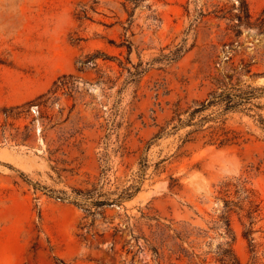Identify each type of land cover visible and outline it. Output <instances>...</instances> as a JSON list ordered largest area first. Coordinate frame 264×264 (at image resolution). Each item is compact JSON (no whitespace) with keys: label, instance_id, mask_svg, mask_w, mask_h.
<instances>
[{"label":"rangeland","instance_id":"374dc122","mask_svg":"<svg viewBox=\"0 0 264 264\" xmlns=\"http://www.w3.org/2000/svg\"><path fill=\"white\" fill-rule=\"evenodd\" d=\"M242 1L254 23L264 0H0V264H214L228 247L264 264V34L239 26ZM248 85L251 111L201 113L240 145L172 129Z\"/></svg>","mask_w":264,"mask_h":264},{"label":"trees","instance_id":"16d2710c","mask_svg":"<svg viewBox=\"0 0 264 264\" xmlns=\"http://www.w3.org/2000/svg\"><path fill=\"white\" fill-rule=\"evenodd\" d=\"M239 16L237 17V21L240 25L245 27H253L259 33L264 34V9L261 11L259 16L256 18L254 23H251V17L248 12L247 4L245 1L240 2L239 6ZM240 33V32H239ZM264 60V56H263ZM240 71L245 74L251 73V64L245 63L243 60L241 61ZM252 76H257L256 74H252ZM261 91L262 89L252 88L249 85L246 88H242L239 86V89H227L223 88L219 92L212 91L208 94V98L204 101L198 103L196 107H194L189 113V118L186 122H183L179 118V114L176 113L174 117L170 120L173 122L177 121V124L173 125L172 129L177 130L181 126H192L195 129L187 133L186 139L183 143L189 142L192 139H189L192 134L203 133V138H205L204 144L206 145H215L219 148L228 147L232 145H240L243 143V137L240 133H236L234 131H230L224 127V123L217 124L215 126L209 125L205 127V124L213 121L215 117H211V115L203 116L201 113L210 109L211 107L220 106L221 112L220 115L227 111H233L239 109V112H248L251 111L254 105L251 103L253 99L256 98L257 91ZM258 121L260 124H264V120L261 116L258 115ZM169 122V123H170ZM167 123V125H169ZM218 123V122H215ZM166 130V127H161L158 133L155 134L153 139L160 138ZM138 188H134L133 192L128 193L124 191V195L119 197L122 198H131L136 192ZM103 205V203H102ZM228 226V224H227ZM152 250L156 252L157 249L152 246ZM190 264H197L192 262V258L188 257ZM161 264V263H157ZM200 264H210L206 262V259H203ZM214 264H241L235 254L233 253L231 248H225L218 250L217 256L214 259Z\"/></svg>","mask_w":264,"mask_h":264}]
</instances>
